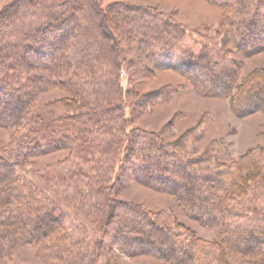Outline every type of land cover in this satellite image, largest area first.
<instances>
[{
	"label": "trees",
	"instance_id": "16d2710c",
	"mask_svg": "<svg viewBox=\"0 0 264 264\" xmlns=\"http://www.w3.org/2000/svg\"><path fill=\"white\" fill-rule=\"evenodd\" d=\"M208 1L223 9L222 40L220 32L188 31L159 11L119 0H14L0 10V120H6L0 127L11 133L14 154L0 177V264H16L13 252L22 245L50 264H113L120 257L107 236L122 254L162 264H235L230 254L236 264H264V147L231 163L209 152L185 161L159 134L133 126L132 107L143 104L105 31H116L132 52L137 47L140 58L181 62L170 70L201 97H226L235 116L264 115V67L240 79L241 65L230 57L264 51V0ZM186 36L196 54L175 49ZM54 90L65 96L36 111L39 94ZM60 151L67 153L60 165L68 168L53 188L102 239L63 225L64 212L45 190L48 177L43 189L14 169ZM126 166L137 183L158 192L170 194L165 182L178 185L179 209L214 238L200 239L170 211L118 202Z\"/></svg>",
	"mask_w": 264,
	"mask_h": 264
},
{
	"label": "rangeland",
	"instance_id": "374dc122",
	"mask_svg": "<svg viewBox=\"0 0 264 264\" xmlns=\"http://www.w3.org/2000/svg\"><path fill=\"white\" fill-rule=\"evenodd\" d=\"M14 0H0V10ZM134 7L150 8L159 11L181 24L188 31L205 34L206 32H220L218 38H224V12L216 4L209 3L208 0H119ZM145 20L144 16H140ZM8 17L2 16L5 21ZM107 34L114 40L115 49L119 56H123V70L127 73L125 78H129L131 88L138 96L136 102L143 104V107L134 105L132 108V125L143 131L159 134L162 139L176 151L180 157L187 161L205 155L206 152L217 156L220 162L231 163L253 147H264V115L252 113L244 117H237L233 113L229 101L226 97L205 98L196 94L189 84L174 70L180 67L181 62L167 56H153V62L147 58L139 57L136 51L132 52V47L125 45L124 39L115 31L107 28ZM188 36V35H187ZM185 37L184 41L178 42L175 49L181 52L197 53L196 44ZM129 41V38L127 39ZM173 42V41H172ZM61 46L58 48L61 49ZM56 49L59 50V49ZM60 51V50H59ZM148 53V51H147ZM149 55V53H148ZM174 57H177L175 53ZM241 65L239 77L244 78L250 71L264 67V51L255 53L249 57H242L233 52L230 56ZM152 58V57H151ZM33 63V62H32ZM148 68V74L144 69ZM197 83H203L199 76H194ZM30 93V92H29ZM218 94L220 92H217ZM31 95V94H30ZM62 91H46L36 98L34 109L44 113L47 104H53L62 98ZM162 98V99H160ZM54 105H57L56 103ZM60 110V109H59ZM61 111V110H60ZM4 121V122H3ZM6 120H0V123ZM11 133L4 127H0V177L3 175L4 167L11 166L14 154L10 150ZM66 152H49L36 159L25 168H14L17 173L38 183L41 188L45 177L50 179L47 193L58 203L64 212L63 225L72 230L76 226H82L96 237L94 226L85 222L79 214L75 212L69 198L58 189L53 188L52 181L66 175V166L60 165ZM129 166L125 167L121 175V180L117 186L118 202H124L139 206L145 211H170L175 219L182 225L188 227L196 235L205 241H211L214 236L206 228L200 226L179 209L178 202L174 194H181L178 185L151 181L156 186H165L170 194L158 192L135 181ZM6 173V172H5ZM213 183V182H212ZM120 210L117 211V214ZM112 250L119 255V261L113 264H162L161 261L144 256H127L119 251L115 244L111 243V237L104 241ZM146 245L139 244V247ZM125 249L133 252L135 248L131 244L125 243ZM127 252V251H126ZM230 262L239 263V259L234 255H228ZM13 260L16 264H50L41 258L34 247L22 245L13 252ZM191 261V258H189Z\"/></svg>",
	"mask_w": 264,
	"mask_h": 264
}]
</instances>
